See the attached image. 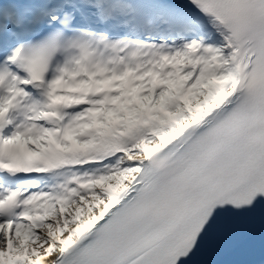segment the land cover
<instances>
[{
	"label": "snow or ice",
	"instance_id": "obj_1",
	"mask_svg": "<svg viewBox=\"0 0 264 264\" xmlns=\"http://www.w3.org/2000/svg\"><path fill=\"white\" fill-rule=\"evenodd\" d=\"M0 264H264V0H0Z\"/></svg>",
	"mask_w": 264,
	"mask_h": 264
}]
</instances>
